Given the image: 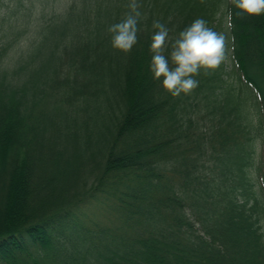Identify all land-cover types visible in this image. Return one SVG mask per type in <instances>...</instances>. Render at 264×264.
<instances>
[{
	"label": "trees",
	"instance_id": "trees-1",
	"mask_svg": "<svg viewBox=\"0 0 264 264\" xmlns=\"http://www.w3.org/2000/svg\"><path fill=\"white\" fill-rule=\"evenodd\" d=\"M57 2L0 0V264H264V15L138 0L123 53L129 0ZM197 18L227 60L173 97L152 24Z\"/></svg>",
	"mask_w": 264,
	"mask_h": 264
},
{
	"label": "clouds",
	"instance_id": "clouds-1",
	"mask_svg": "<svg viewBox=\"0 0 264 264\" xmlns=\"http://www.w3.org/2000/svg\"><path fill=\"white\" fill-rule=\"evenodd\" d=\"M234 6L237 16L257 17L264 15V0H227L219 6L228 9L226 27L234 28L233 13L228 5ZM127 12L120 22L112 24L107 31L111 35L114 50L129 53L138 42V22L141 17L138 0H129ZM154 33L151 36L152 54L149 70L156 81H162V88L173 97L187 95L199 84L195 79L201 70L209 74L217 70L227 59L229 36L208 27L207 22L197 18L182 30L171 44V51L165 55L169 29L160 21H153ZM234 44L235 37H231Z\"/></svg>",
	"mask_w": 264,
	"mask_h": 264
},
{
	"label": "rangeland",
	"instance_id": "rangeland-1",
	"mask_svg": "<svg viewBox=\"0 0 264 264\" xmlns=\"http://www.w3.org/2000/svg\"><path fill=\"white\" fill-rule=\"evenodd\" d=\"M66 1L67 0H58V2H57V4L55 5L56 6V8H60L61 6H62V4H64V3H66ZM75 1H80V0H75ZM62 3V4H61ZM60 11V10H59ZM223 22H224V24H225V26H226V20H225V18L223 19ZM227 60V59H226ZM229 61H227V63H228Z\"/></svg>",
	"mask_w": 264,
	"mask_h": 264
}]
</instances>
